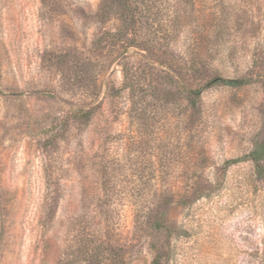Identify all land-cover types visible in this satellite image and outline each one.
<instances>
[{
    "label": "rangeland",
    "instance_id": "374dc122",
    "mask_svg": "<svg viewBox=\"0 0 264 264\" xmlns=\"http://www.w3.org/2000/svg\"><path fill=\"white\" fill-rule=\"evenodd\" d=\"M261 141L264 0H0V264H264Z\"/></svg>",
    "mask_w": 264,
    "mask_h": 264
},
{
    "label": "trees",
    "instance_id": "16d2710c",
    "mask_svg": "<svg viewBox=\"0 0 264 264\" xmlns=\"http://www.w3.org/2000/svg\"><path fill=\"white\" fill-rule=\"evenodd\" d=\"M248 79H229L223 77H213L207 81L200 89L188 91V97L190 104L193 108L197 107V99L204 93L215 86H226V87H242L249 84ZM80 119H90L93 116L91 111H81L78 113ZM243 161H251L255 164L258 175L264 179V141L258 142L254 149L246 156L230 160V164H237ZM161 221L155 223L156 228H161Z\"/></svg>",
    "mask_w": 264,
    "mask_h": 264
}]
</instances>
